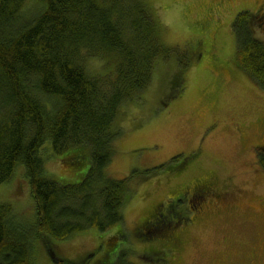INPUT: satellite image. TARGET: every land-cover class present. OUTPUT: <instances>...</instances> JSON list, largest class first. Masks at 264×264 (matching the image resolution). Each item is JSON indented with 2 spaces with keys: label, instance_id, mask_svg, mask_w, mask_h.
I'll return each instance as SVG.
<instances>
[{
  "label": "trees",
  "instance_id": "obj_1",
  "mask_svg": "<svg viewBox=\"0 0 264 264\" xmlns=\"http://www.w3.org/2000/svg\"><path fill=\"white\" fill-rule=\"evenodd\" d=\"M261 29L262 9L240 11L233 23L237 62L264 87ZM169 53L146 0H0V186L21 170L35 208L28 219L11 202H0V264H38L39 249L55 263L62 258L55 255L57 242L90 230H112L98 264H124L126 251L115 252L132 236L146 242L145 258L165 251L155 242L164 244V229L179 222L178 203L169 200L170 208L159 206L128 233L121 225L133 194L131 176L113 178L107 167L122 133V107L140 98L157 61ZM45 146L66 169L89 162L83 179L70 183L49 175ZM259 162L264 168L263 153ZM199 182L194 196L215 195L203 188L208 178ZM186 195L178 196L181 204ZM84 257L76 264H85Z\"/></svg>",
  "mask_w": 264,
  "mask_h": 264
},
{
  "label": "rangeland",
  "instance_id": "obj_2",
  "mask_svg": "<svg viewBox=\"0 0 264 264\" xmlns=\"http://www.w3.org/2000/svg\"><path fill=\"white\" fill-rule=\"evenodd\" d=\"M146 1L170 53L157 61L140 98L122 107V133L107 173L131 176L133 194L121 225L128 233L159 206L170 208L169 200L178 203L181 218L164 229V244L156 240L155 248H166L157 256L145 258L144 239L130 237L121 250L124 264H264V87L237 62L233 30L240 11H264V0ZM256 33L264 39L263 29ZM49 149H42L49 175L70 183L83 179L89 162L66 169ZM22 175L18 170L0 186V202L30 219L35 208ZM204 178L215 195L194 196ZM181 193H187L182 204ZM111 232L90 230L57 242L55 255L75 261L99 252ZM38 264L63 263H51L39 249Z\"/></svg>",
  "mask_w": 264,
  "mask_h": 264
},
{
  "label": "flooded vegetation",
  "instance_id": "obj_3",
  "mask_svg": "<svg viewBox=\"0 0 264 264\" xmlns=\"http://www.w3.org/2000/svg\"><path fill=\"white\" fill-rule=\"evenodd\" d=\"M264 145V144H263ZM263 145H260V146H263ZM261 148V147H260ZM196 187H197V189H196ZM203 188H206V190L209 192V193H211L212 192V188L210 187V185L208 184L207 186H204ZM196 189V190H195ZM195 190V191H194ZM198 190V185L196 186H194L193 187V195H195V193H196V191ZM190 193V192H189ZM148 232V229H147V227H145L144 229H143V231H142V233L143 234H146ZM141 233V232H140ZM119 233H116V235H118ZM123 235V234H122ZM124 236V235H123ZM100 246H101V250H99V252L97 251L98 250V248H100ZM97 252H90V253H88L84 258H85V261L83 262V263H85V264H88L89 262H90V260H92V259H96V264H98L101 260H102V258H103V256H104V254L106 253V252H104V251H106L105 250V247L103 246V245H98V247H97ZM102 250H104V251H102ZM122 251L121 250H118L117 252H115V254L116 255H119L120 253H121ZM97 253V254H96ZM96 254V255H95ZM95 255V256H94ZM100 257H99V256ZM55 256V255H54ZM96 256H98V257H96ZM55 259V258H54ZM55 263H63V264H76L77 263V261L75 260V261H71V260H69V259H67V258H60V259H57L56 261H55Z\"/></svg>",
  "mask_w": 264,
  "mask_h": 264
}]
</instances>
